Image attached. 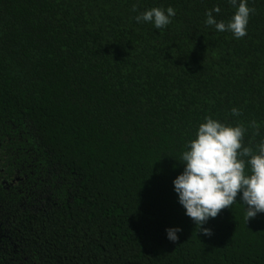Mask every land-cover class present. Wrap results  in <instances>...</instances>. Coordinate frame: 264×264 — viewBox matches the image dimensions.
I'll return each mask as SVG.
<instances>
[{"label": "trees", "instance_id": "1", "mask_svg": "<svg viewBox=\"0 0 264 264\" xmlns=\"http://www.w3.org/2000/svg\"><path fill=\"white\" fill-rule=\"evenodd\" d=\"M247 6L236 39L205 24L230 0H0V264H264V213L246 224L238 197L205 236L173 184L205 117L264 141V0ZM153 7L176 15L135 20Z\"/></svg>", "mask_w": 264, "mask_h": 264}, {"label": "clouds", "instance_id": "2", "mask_svg": "<svg viewBox=\"0 0 264 264\" xmlns=\"http://www.w3.org/2000/svg\"><path fill=\"white\" fill-rule=\"evenodd\" d=\"M236 8L227 22L217 21L213 12H206L205 24L218 32H231L236 39L247 35V25L254 8L247 6V0H230ZM136 11V6H133ZM176 15L175 9L153 7L137 15L135 20L152 23L156 29L165 28ZM237 108L232 115L239 116ZM253 135H259V124L251 122ZM247 128L243 123L227 125L211 117H205L195 134V138L185 145L180 162L183 172L174 181V191L185 214L198 226V233L211 236L209 228L202 227L210 218H216L224 209L232 208L237 198L246 207V224L258 213H264V141L253 146H244ZM242 194V195H241ZM179 227L166 229L167 238L176 242Z\"/></svg>", "mask_w": 264, "mask_h": 264}]
</instances>
